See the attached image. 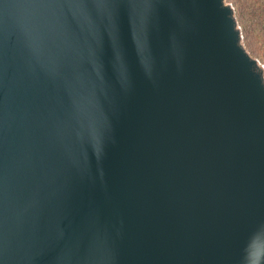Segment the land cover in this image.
I'll return each instance as SVG.
<instances>
[{"label": "water", "instance_id": "1", "mask_svg": "<svg viewBox=\"0 0 264 264\" xmlns=\"http://www.w3.org/2000/svg\"><path fill=\"white\" fill-rule=\"evenodd\" d=\"M0 264H264L231 3L0 0Z\"/></svg>", "mask_w": 264, "mask_h": 264}, {"label": "rangeland", "instance_id": "2", "mask_svg": "<svg viewBox=\"0 0 264 264\" xmlns=\"http://www.w3.org/2000/svg\"><path fill=\"white\" fill-rule=\"evenodd\" d=\"M231 3L250 52L264 66V0H226Z\"/></svg>", "mask_w": 264, "mask_h": 264}]
</instances>
